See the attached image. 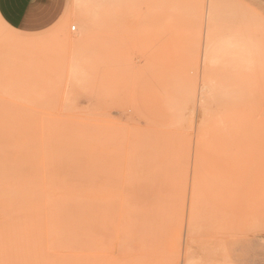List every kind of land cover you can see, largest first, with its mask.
<instances>
[{
	"label": "rangeland",
	"instance_id": "1",
	"mask_svg": "<svg viewBox=\"0 0 264 264\" xmlns=\"http://www.w3.org/2000/svg\"><path fill=\"white\" fill-rule=\"evenodd\" d=\"M38 1L0 20V264H264V0Z\"/></svg>",
	"mask_w": 264,
	"mask_h": 264
},
{
	"label": "crops",
	"instance_id": "2",
	"mask_svg": "<svg viewBox=\"0 0 264 264\" xmlns=\"http://www.w3.org/2000/svg\"><path fill=\"white\" fill-rule=\"evenodd\" d=\"M42 10L38 0H0V23L10 30L39 29Z\"/></svg>",
	"mask_w": 264,
	"mask_h": 264
},
{
	"label": "bare ground",
	"instance_id": "3",
	"mask_svg": "<svg viewBox=\"0 0 264 264\" xmlns=\"http://www.w3.org/2000/svg\"><path fill=\"white\" fill-rule=\"evenodd\" d=\"M74 29H76V27H74ZM15 185H16V184H15ZM8 191H9V190H8ZM1 192H2V191H1ZM5 193H6V192H5ZM0 201H1V200H0ZM1 203H2V202H1ZM46 203H47V202H46ZM70 205H71V204H70ZM80 206H81V205H80ZM9 207H11V206H9ZM55 207H56V206H55ZM55 207H54V208H55ZM60 207H61V206H60ZM56 208H57V207H56ZM79 208H80V207H79ZM79 208H78V209H79ZM82 208H84V207L82 206ZM5 209H6V208H5ZM58 209H59V208H58ZM56 210H57V209H56ZM56 210H55V211H56ZM84 210H85V209H84ZM40 212H41V211H40ZM56 214H57V213H56ZM60 214H61V213H60ZM49 215H50V214H49ZM51 215H52V214H51ZM53 215H54V214H53ZM47 216H48V215H47ZM54 216H55V215H54ZM59 216H60V215H59ZM62 216H63V215H62ZM78 217H79V216H78ZM35 218H36V217H35ZM62 218H63V217H62ZM22 219H23V218H22ZM40 220H41V219H40ZM62 221H63V220H62ZM62 221H61V222H62ZM65 221H66V220H65ZM24 222H25V221H24ZM48 222H49V221H48ZM53 222H55L54 219H53ZM56 222H57V221H56ZM56 222H55V223H56ZM66 222H67V221H66ZM19 224H20V222H19ZM26 225H27V224H26ZM30 225H32V224H30ZM39 225H40V224H39ZM53 225H54V224H53ZM35 226H36V225H35ZM56 226H57V225H56ZM56 226H55V227H56ZM16 227H17V226H16ZM30 227H31V226H30ZM41 229H42V228H41ZM30 230H31V229H30ZM21 231H22V230H21ZM36 231H37V230H36ZM32 244H33V243H32Z\"/></svg>",
	"mask_w": 264,
	"mask_h": 264
},
{
	"label": "built area",
	"instance_id": "4",
	"mask_svg": "<svg viewBox=\"0 0 264 264\" xmlns=\"http://www.w3.org/2000/svg\"><path fill=\"white\" fill-rule=\"evenodd\" d=\"M73 30H76V29H73Z\"/></svg>",
	"mask_w": 264,
	"mask_h": 264
}]
</instances>
